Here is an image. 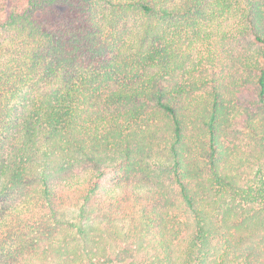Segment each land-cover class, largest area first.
Listing matches in <instances>:
<instances>
[{"label":"trees","instance_id":"16d2710c","mask_svg":"<svg viewBox=\"0 0 264 264\" xmlns=\"http://www.w3.org/2000/svg\"><path fill=\"white\" fill-rule=\"evenodd\" d=\"M0 264H264V0H0Z\"/></svg>","mask_w":264,"mask_h":264}]
</instances>
